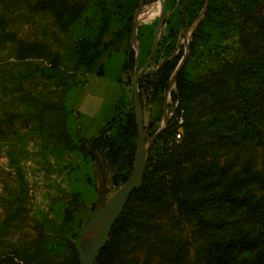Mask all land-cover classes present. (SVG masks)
<instances>
[{
    "label": "rangeland",
    "instance_id": "374dc122",
    "mask_svg": "<svg viewBox=\"0 0 264 264\" xmlns=\"http://www.w3.org/2000/svg\"><path fill=\"white\" fill-rule=\"evenodd\" d=\"M40 1L0 0V264H10L4 256L18 257L25 251L44 256L47 264L71 257L70 244L91 216V204L103 207L122 187L113 185L112 168L103 167L96 153L84 154L75 147L78 136L95 134L114 115L117 120L107 134L125 127L135 117L133 75L155 70L179 51L181 58L187 57L179 131L153 138L170 116L178 122L177 98L170 92L175 89L172 77L157 99L141 106L144 137L150 141L147 154L156 163L154 174L169 177L189 168L198 156V151L192 156L185 151V143L194 145L189 140L192 133L201 136L197 147L212 148L219 162H231L233 169L245 162L253 169L264 166V143L249 136L239 142L219 139L210 122L222 115L210 85L212 73L221 77L222 89L230 92L234 79L225 62L247 56L241 34L257 26L245 18L246 10L264 13V0L213 1L205 17L199 0H164L159 36L160 11L140 20L137 39L131 36L133 17L131 21L128 17L142 8L141 0H82L81 13L66 27ZM105 18L108 27L102 41L112 40V44L85 68L77 63V40L94 41ZM119 29L121 35L115 38ZM23 43L38 44L42 54L32 50L22 56ZM128 46L135 56L132 73L122 68ZM254 191L264 194L259 186ZM231 218L244 221L239 212ZM157 219L163 220V235L188 240L189 264L206 237L192 220L165 212ZM81 234L83 250L90 233L85 229ZM134 253L139 260L148 256L153 264L160 260L145 248Z\"/></svg>",
    "mask_w": 264,
    "mask_h": 264
},
{
    "label": "trees",
    "instance_id": "16d2710c",
    "mask_svg": "<svg viewBox=\"0 0 264 264\" xmlns=\"http://www.w3.org/2000/svg\"><path fill=\"white\" fill-rule=\"evenodd\" d=\"M157 1L141 0V3L148 5ZM206 1L204 17L213 8V1L218 2L199 0L200 9ZM40 3L54 13L62 27L71 24L84 7L82 0H41ZM132 17L130 15L128 21ZM245 18L253 21L257 27L241 34L247 56L238 61L225 62L234 79L230 92L222 89L221 77L216 72L212 73L210 85L216 95L217 109L222 111V115L213 116L210 122L216 127L215 134L219 139L239 142L249 136L264 143V13L249 8ZM201 21L199 19L198 24ZM107 27L108 19L105 18L94 41L86 38L77 40L78 64L89 68L112 44V40L102 41ZM251 32L253 35H250ZM120 35L119 29L115 38ZM193 36L189 48L193 44ZM32 50L42 54L38 44L33 43H23L20 54L27 56ZM182 53L177 52L164 59L155 70L142 72L138 76V95L142 107L145 102L157 99L159 93L168 88L172 77L175 89L170 92L173 98H177L175 114L180 113L186 100L183 70L187 57L176 68ZM134 61V50L128 46L122 68L132 73ZM97 72L101 73V70ZM224 117L225 122L222 120ZM116 120L117 116H112L95 134L80 135L77 144L72 145L84 154L96 153L103 167L112 168L113 185L120 187L128 179L133 167L138 148V132L135 117L132 116L121 130L107 134L110 125ZM179 126L180 122L175 118L171 120L170 116L156 137L171 136L179 131ZM185 134L186 131L183 136ZM189 135L194 145L185 143V151L190 156L198 151V156L182 174L174 171L169 177L164 174L155 175L156 163L147 154L141 181L128 193L122 210L115 217L92 264H153L148 256L139 260L134 251L140 248L158 254V264H186L189 242L172 234L161 233L163 220L157 218H161L163 212L170 217L177 215L192 220L196 230L206 237L189 264H264V194L256 195L254 191L255 186L264 188V166L253 169L245 162L239 169H233L231 162H219L212 148L202 145L197 147L200 135ZM98 204L93 202L91 207L95 208ZM238 212L243 214L244 221L231 218ZM70 246L71 257L60 264H79L74 243ZM35 247L39 250L41 245L37 242ZM3 260L10 264H20L19 260L23 261L22 264H47L45 257L37 252L25 251L18 257L4 256Z\"/></svg>",
    "mask_w": 264,
    "mask_h": 264
},
{
    "label": "water",
    "instance_id": "95a60500",
    "mask_svg": "<svg viewBox=\"0 0 264 264\" xmlns=\"http://www.w3.org/2000/svg\"><path fill=\"white\" fill-rule=\"evenodd\" d=\"M206 3H207V1L205 2L202 10H204ZM138 10H139V7L136 8V10L134 11V14H133L132 28H131V36L132 37L135 34L136 28H137L136 11H138ZM163 13H164V0H161L160 19L158 21L157 28H156V38L159 36L160 24L162 22ZM182 61H183V58H181L179 60L176 68H178L181 65ZM138 76H139V72L137 74L133 75L132 84H131V90H132L133 95H134V113H135V120H136V124H137V132H138V148H137V153H136L135 160H134V163H133V167H132V169L130 171L128 179L122 185V187L119 188V190L116 193V196H118L121 199V204H120V207H119V209L117 211H115L112 214H110V216H109V218L107 220V223H106L105 233H104V236L102 237V239L97 244H95L90 250H87L86 252H83V250L79 246L80 236H81L82 230L88 228V226L92 223V221L94 219V216H95V213H96V209L99 206H101L102 203L98 204L93 209V211L91 213V216L88 218V220L85 223V225L79 231L78 236H77V240L74 243V246H75V248H76V250L78 252V255H79V264H92V261H93V258L95 256V254L98 252V250L103 245V243L105 242V240H106V238L108 236V233L110 231V228H111V226L113 224V221H114L115 217L122 210L124 201H125L128 193L132 190L133 187L138 186L140 181H141V175H142V172H143L145 159H146V156H147V148H148V146L150 144V141L146 142L145 137H144L142 110H141V104L139 102V96H138V91H139L138 90V83H137ZM164 123H166V121H164ZM164 125L160 126L157 129V131L154 134L153 138L164 127ZM138 173H139V178L135 182L134 179H135V177H136V175Z\"/></svg>",
    "mask_w": 264,
    "mask_h": 264
},
{
    "label": "bare ground",
    "instance_id": "6f19581e",
    "mask_svg": "<svg viewBox=\"0 0 264 264\" xmlns=\"http://www.w3.org/2000/svg\"><path fill=\"white\" fill-rule=\"evenodd\" d=\"M159 11H161V0H158L157 2L152 3V4L142 5V8H139V10L136 11L137 25L140 24V20L142 18L150 17L158 13ZM140 14H142L141 18H139ZM133 38L137 39L136 32L133 35ZM138 178H139V173L136 175L134 181L136 182ZM120 204H121V199L115 194L114 196L110 198L107 204L103 205V207L101 205L96 209V212L97 210L99 209L100 210L97 213V215L95 213L92 223L88 226V228H86L88 229L90 236H89V239L87 240L88 245L85 246V248H83V252L90 250L95 244H97L102 239L101 237L104 236L106 223H107V220L110 214L117 211L120 207Z\"/></svg>",
    "mask_w": 264,
    "mask_h": 264
},
{
    "label": "built area",
    "instance_id": "2783aa9c",
    "mask_svg": "<svg viewBox=\"0 0 264 264\" xmlns=\"http://www.w3.org/2000/svg\"><path fill=\"white\" fill-rule=\"evenodd\" d=\"M182 112H183V108L180 109V114H179V118H178V122H181L182 119Z\"/></svg>",
    "mask_w": 264,
    "mask_h": 264
}]
</instances>
